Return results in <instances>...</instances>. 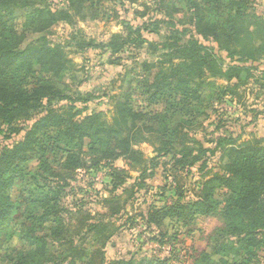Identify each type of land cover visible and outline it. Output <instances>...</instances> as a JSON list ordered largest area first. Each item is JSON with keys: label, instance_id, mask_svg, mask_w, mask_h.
<instances>
[{"label": "trees", "instance_id": "16d2710c", "mask_svg": "<svg viewBox=\"0 0 264 264\" xmlns=\"http://www.w3.org/2000/svg\"><path fill=\"white\" fill-rule=\"evenodd\" d=\"M253 1L159 0L155 4L164 18L155 16L141 27L122 22V33L94 48L111 57L139 47L162 54L151 62L131 54L132 67L121 80L125 86L110 122L105 112L83 116L76 111L80 100L57 111L54 108L58 102L72 100L64 93L61 80L70 70V62L63 45L48 40V32L59 23L74 26L75 17L83 15L85 9H98L95 0H66L58 9H53L49 0H0V138L21 136L0 151V264L64 263L66 258L48 256V246L55 241L75 244L67 219L79 215L80 210H71L65 201L76 172L103 169V163L111 167L112 192L122 190V195L105 202L117 208L112 211L115 215L129 201L123 200L124 194L130 193L132 199L136 188L146 187V178L154 177L159 159L166 157L172 161L176 198L162 209H148L147 223L153 226L150 218L154 216L157 225V219L160 224L175 217L177 222L185 218L195 223L201 217H218L222 224L212 233L215 251L205 252L203 258L210 261L216 257L217 264H261L264 140L254 136L240 141L233 133L215 137L214 132L206 134L203 142L192 135L207 119L198 110L209 101L205 88H216L219 100L227 95L240 97L250 81L264 92V73L257 74V64H264V19L256 16ZM24 14L26 21H20ZM178 14L184 16L179 18ZM137 15L144 18L146 12ZM177 25L186 28L180 30ZM188 25L193 26L194 36ZM149 26L157 33L168 27L170 36H162L160 43L148 40L142 32ZM196 35L230 58L233 64L227 72L216 59L215 48L203 46ZM79 46L85 49L92 43L82 40ZM129 78H134L135 86L149 97L150 106L162 104L165 108L136 109ZM212 79L235 83L222 86ZM144 143H150L156 157L144 155L139 148ZM205 143L215 146L207 148ZM87 154L93 158L88 159ZM118 160L141 170V176L133 180L130 171L114 167ZM27 164L36 166L29 170ZM182 176L186 181L201 179L194 198L186 196ZM93 220L87 214L78 221L77 242L85 245L92 235L105 245L117 229L111 222ZM165 236L166 232H160L159 239L163 241ZM7 240L12 244L4 247ZM95 251L101 255V250ZM117 264L148 263L132 260Z\"/></svg>", "mask_w": 264, "mask_h": 264}, {"label": "rangeland", "instance_id": "374dc122", "mask_svg": "<svg viewBox=\"0 0 264 264\" xmlns=\"http://www.w3.org/2000/svg\"><path fill=\"white\" fill-rule=\"evenodd\" d=\"M65 1L49 0V3L51 2L53 9H58L64 5ZM100 1L101 4H99ZM156 1L159 0H95L98 9H85L83 15L75 17L74 26L70 23H59L48 32V40L52 44L63 45L65 58L70 62L68 64L70 70L62 75L61 80L66 87L64 93L72 100L56 103L54 106L56 111L80 100L76 103L75 110L81 111L83 116H88L93 112H105L107 120L111 122L115 102L121 97L123 86H125L121 80L127 74V69L132 67L134 57L131 54H137V59L151 62L158 59L162 51L154 52L151 48L139 47L126 49L111 57L110 53H102L101 49L94 48V46L108 41L113 34L122 33V22L141 27L155 16L156 19L164 18L165 15L158 10ZM251 6L256 16L264 19V0H254ZM103 11H106L105 15ZM145 12L144 18L137 15V13ZM177 16L182 18L184 15L178 14ZM26 19L24 14L20 21H26ZM176 28L183 30L186 27L177 25ZM187 28L193 30L190 35L194 36L193 26L188 25ZM168 30V27L163 26L157 33L154 26H149V30L143 31L142 35L148 40L160 43L162 36H170ZM151 31L154 33H150ZM82 40L87 43L91 42L92 47L81 49L79 43ZM196 40L205 47L215 48L214 54L223 71L229 70L233 62L223 51L198 35H196ZM235 64L239 63L235 62ZM257 66L259 67L257 74H263L264 64H257ZM129 79L132 82L131 100L136 109L161 111L165 108L162 104L150 106L149 97L135 86L134 78ZM211 81L222 86H232L235 83L223 79H212ZM244 89L240 97L227 95L219 100L216 96L218 92L216 88H205L203 93L208 94L209 101H205L204 106L198 110L206 114L207 119L202 121V126L195 128L192 132L194 139L206 142V134L210 135L215 132L217 135L215 137L219 134L233 133L234 137H240V141H248L254 136L264 140V92L258 90L254 81H250ZM84 100L88 101L82 102ZM204 115L201 118H204ZM26 125H22V128ZM9 137V140L0 138V151L4 146L11 147L14 142L21 139V136L15 134H9ZM205 146L213 148L215 145L205 143ZM139 148L148 159L157 156L150 143H144ZM86 157L93 158V155L87 154ZM212 161L215 162L216 159ZM159 162L160 166L155 170L154 177L146 178V187L140 190L136 188L132 199L130 193L124 194L123 200L129 201L126 207L115 215H112V211L117 208L105 202L114 195H122V190L119 188L112 192L111 167L103 163V169L76 172V180L72 181V188L68 189V197L65 201V205L71 210H80L79 215L73 216V219L70 217L67 219L69 228L73 232L70 238L75 244H70L68 241H55L48 246V256H54L57 260L66 258L62 264H101L102 258L104 259L103 264H117L121 261L132 260H146L148 264H162L165 261L167 262L165 264H217L216 259L218 258L207 261L203 258V254H206L205 252L213 254L215 251L212 233L222 224V220L218 217H201L195 223L185 218L177 222V217H175L176 219L173 220L165 219L160 224L157 219L159 223L157 225L154 216L150 218L154 221L153 226L147 223L148 209L153 206L162 209L172 205L173 199L176 198L174 197L176 185L172 176L171 157L160 158ZM35 166L36 164H27L29 170L34 169ZM114 167L130 171L133 180L142 174L141 170L131 169L122 160L114 162ZM182 181L185 184V190L188 191L186 196L195 197L196 192L200 190L198 182L201 179L198 177L192 181H186L182 176ZM132 185L130 184L129 188ZM165 187L166 191H164ZM81 204L84 206L81 207ZM87 214H90L93 221L111 222L116 227V233L105 245L101 243L102 241L96 242L92 235L85 245L77 242L79 238L77 234L81 228L78 221ZM160 232H166L163 241L159 239ZM10 244L12 243L7 240L3 246L8 247ZM96 249L101 250V255L95 251ZM260 258L261 264H264V251Z\"/></svg>", "mask_w": 264, "mask_h": 264}]
</instances>
